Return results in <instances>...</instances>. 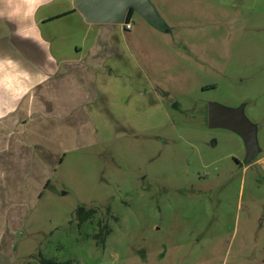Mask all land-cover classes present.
Returning <instances> with one entry per match:
<instances>
[{
  "label": "rangeland",
  "instance_id": "1",
  "mask_svg": "<svg viewBox=\"0 0 264 264\" xmlns=\"http://www.w3.org/2000/svg\"><path fill=\"white\" fill-rule=\"evenodd\" d=\"M148 1L159 24L90 25L114 53L92 104L107 123L57 144L22 221L0 216V264H264V0ZM210 104L255 126L256 161Z\"/></svg>",
  "mask_w": 264,
  "mask_h": 264
},
{
  "label": "crops",
  "instance_id": "2",
  "mask_svg": "<svg viewBox=\"0 0 264 264\" xmlns=\"http://www.w3.org/2000/svg\"><path fill=\"white\" fill-rule=\"evenodd\" d=\"M90 25L75 0H0V216L22 221L45 186L48 161L62 152L57 144L72 134L91 137L107 123L92 104L106 98L100 86L114 53L104 34L87 42Z\"/></svg>",
  "mask_w": 264,
  "mask_h": 264
},
{
  "label": "water",
  "instance_id": "3",
  "mask_svg": "<svg viewBox=\"0 0 264 264\" xmlns=\"http://www.w3.org/2000/svg\"><path fill=\"white\" fill-rule=\"evenodd\" d=\"M75 9L88 24L123 25L130 10L139 13L147 21L160 23L148 0H75ZM208 124L211 127L230 128L242 135L247 143V161L257 155L256 128L242 112L210 104Z\"/></svg>",
  "mask_w": 264,
  "mask_h": 264
},
{
  "label": "trees",
  "instance_id": "4",
  "mask_svg": "<svg viewBox=\"0 0 264 264\" xmlns=\"http://www.w3.org/2000/svg\"><path fill=\"white\" fill-rule=\"evenodd\" d=\"M132 11L133 10H130L128 15L126 16V19H125V23H129L131 21V17H132ZM96 214V209H88L86 210L85 208L83 207H78L77 209V212H76V217L78 219V221L80 223H83V222H86L88 220H91V218ZM99 224H101L99 222ZM109 231L107 230L105 232V236L108 235ZM97 237H99V235H97ZM104 237V236H103ZM102 241H103V238H101ZM24 264H30V263H24ZM35 264H70L68 262L64 263V262H55V261H51V260H48V259H45L41 256H39V260L37 263Z\"/></svg>",
  "mask_w": 264,
  "mask_h": 264
},
{
  "label": "built area",
  "instance_id": "5",
  "mask_svg": "<svg viewBox=\"0 0 264 264\" xmlns=\"http://www.w3.org/2000/svg\"><path fill=\"white\" fill-rule=\"evenodd\" d=\"M123 28H124V30H130L132 28L131 23L130 22L129 23H124L123 24Z\"/></svg>",
  "mask_w": 264,
  "mask_h": 264
},
{
  "label": "flooded vegetation",
  "instance_id": "6",
  "mask_svg": "<svg viewBox=\"0 0 264 264\" xmlns=\"http://www.w3.org/2000/svg\"><path fill=\"white\" fill-rule=\"evenodd\" d=\"M132 13H134V11H132ZM256 158H257V155L253 159L248 160V161H250V162L256 161L257 160ZM246 161H247V155H246Z\"/></svg>",
  "mask_w": 264,
  "mask_h": 264
}]
</instances>
